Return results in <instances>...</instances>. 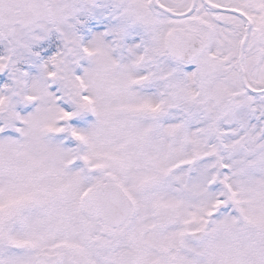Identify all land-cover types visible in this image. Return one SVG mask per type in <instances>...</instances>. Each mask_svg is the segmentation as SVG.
<instances>
[{"label":"snow or ice","instance_id":"snow-or-ice-1","mask_svg":"<svg viewBox=\"0 0 264 264\" xmlns=\"http://www.w3.org/2000/svg\"><path fill=\"white\" fill-rule=\"evenodd\" d=\"M0 264H264V0H0Z\"/></svg>","mask_w":264,"mask_h":264}]
</instances>
